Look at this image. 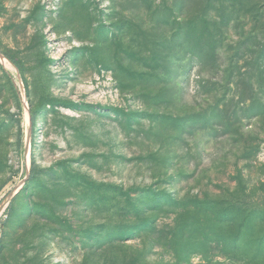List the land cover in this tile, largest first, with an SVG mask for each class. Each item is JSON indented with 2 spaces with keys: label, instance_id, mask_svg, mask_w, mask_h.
<instances>
[{
  "label": "rangeland",
  "instance_id": "374dc122",
  "mask_svg": "<svg viewBox=\"0 0 264 264\" xmlns=\"http://www.w3.org/2000/svg\"><path fill=\"white\" fill-rule=\"evenodd\" d=\"M0 264H264V0H0Z\"/></svg>",
  "mask_w": 264,
  "mask_h": 264
},
{
  "label": "trees",
  "instance_id": "16d2710c",
  "mask_svg": "<svg viewBox=\"0 0 264 264\" xmlns=\"http://www.w3.org/2000/svg\"><path fill=\"white\" fill-rule=\"evenodd\" d=\"M33 118H34V116H33Z\"/></svg>",
  "mask_w": 264,
  "mask_h": 264
}]
</instances>
